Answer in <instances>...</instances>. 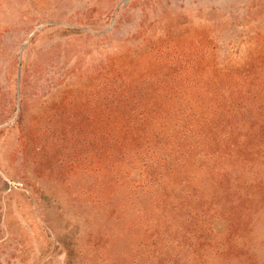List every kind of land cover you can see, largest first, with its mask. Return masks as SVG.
<instances>
[{
  "label": "rangeland",
  "instance_id": "1",
  "mask_svg": "<svg viewBox=\"0 0 264 264\" xmlns=\"http://www.w3.org/2000/svg\"><path fill=\"white\" fill-rule=\"evenodd\" d=\"M176 48L211 76L264 82V0H0V264H264V155L219 181L194 174L189 216L66 151V103Z\"/></svg>",
  "mask_w": 264,
  "mask_h": 264
},
{
  "label": "trees",
  "instance_id": "2",
  "mask_svg": "<svg viewBox=\"0 0 264 264\" xmlns=\"http://www.w3.org/2000/svg\"><path fill=\"white\" fill-rule=\"evenodd\" d=\"M205 71L190 48L161 51L154 70L141 80H105L88 92L87 105L71 109L72 102L66 103L71 133L66 151L74 155L72 164L95 153L104 169L122 168L118 175L130 190L162 191V197L171 193L177 201L182 198L173 212L186 206L194 216L185 202L192 196H183L194 174L219 181L230 165L246 168L249 160L264 155L257 142V126L264 120V82L257 71L238 68L213 76ZM81 135L85 139L77 141Z\"/></svg>",
  "mask_w": 264,
  "mask_h": 264
}]
</instances>
